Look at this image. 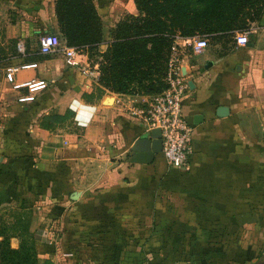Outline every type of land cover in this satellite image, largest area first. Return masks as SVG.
<instances>
[{"label":"crops","instance_id":"0c3cea01","mask_svg":"<svg viewBox=\"0 0 264 264\" xmlns=\"http://www.w3.org/2000/svg\"><path fill=\"white\" fill-rule=\"evenodd\" d=\"M93 1L108 18L102 3L113 0ZM57 29L53 0H0V223L11 220L6 211L29 212L38 264H60L53 260L60 254L90 259L91 247L106 241L112 245L97 260L132 264L116 243L137 239L182 243L168 263L196 259L195 241L226 247L196 264L255 255L248 264H264V12L247 29V44L224 54L213 42L181 60L182 116L192 128L186 170L170 167L161 152L148 164L129 162L135 141L150 137L136 113L147 97L99 95L61 52L40 53L41 38ZM181 39L175 43L185 51ZM16 64L30 66L8 82L4 70ZM35 81L45 86H22ZM6 231L18 248L19 231Z\"/></svg>","mask_w":264,"mask_h":264},{"label":"rangeland","instance_id":"374dc122","mask_svg":"<svg viewBox=\"0 0 264 264\" xmlns=\"http://www.w3.org/2000/svg\"><path fill=\"white\" fill-rule=\"evenodd\" d=\"M258 2V4L254 5V0H140L137 6L134 0H113L102 3V5L108 7L110 16L105 18L106 20L101 19V22L103 21L102 39L97 47L87 49L69 46L58 32V29L54 33L61 38L64 46L75 47L79 50L82 54V56L79 57L81 63H83L82 59L85 57L88 66L94 72L93 74L95 77L92 79L96 83L95 90L97 94H103L104 91L107 90L108 94H123L138 98L147 97V101H140L137 103L139 105L138 108L147 109L149 106L148 102L151 98L167 90L170 86L168 68L165 77L162 73L155 75L152 70L147 68V62L153 58L155 53L153 50V41L150 39L152 35L150 36L149 34L155 31V27L160 36L171 35L175 37V41L183 38L181 40L182 42L185 41V51L178 48L177 52L179 65H181V60L184 56H194L190 47L192 38H205L208 44L217 42L221 45L220 48H223L222 51L224 54L230 51L236 44V34L249 29L257 22L260 13L264 11V0H258ZM156 20H160L161 24H154ZM197 21H204L205 27L208 29L218 27L219 30L215 33L201 30L195 31V29H197ZM121 24H127L135 28L140 34L145 36L143 37L146 41L142 47L137 48L135 46V48L131 50H129L128 45H125L124 48L121 49L124 54L120 57L118 56L116 59L118 63L116 64L115 61L112 66L109 67V63L104 59L103 55L112 52V43H114L119 36L124 37L125 35L133 34L128 28L126 29L128 34L120 32L119 25ZM143 47L146 49L145 51L142 50ZM162 52L165 53V50H162ZM122 68H125L127 72L122 74L120 72ZM103 70L107 75L109 73L111 75L115 74L121 76L123 78L122 83L128 86L129 90L123 93L116 92L110 86L106 85V83L99 78L100 72L102 73ZM181 71L183 70L181 69ZM139 79H142V85H146L148 82L154 80L153 83L156 87L164 88L165 83L167 87L159 93L147 95L145 94L146 87L136 89V83ZM111 101L112 100L109 102ZM5 214H7L6 217L11 220H4L3 223H0V234L7 229L19 231L21 239L20 245L23 246L22 252L24 251L23 255L26 254L28 256L29 263L37 262L38 264L39 260L43 259L37 254V244L35 243L33 233L29 230V212L25 211L20 214V211L10 210L6 211ZM5 221H9L10 223ZM48 223L50 224V222ZM58 226L60 230H62V226ZM54 228L57 229L56 225ZM7 233L9 234L10 231H7ZM82 249V252H84L86 247H82ZM92 251L93 247H91L90 259L87 257H77L76 260H74L75 262H68L65 254H60L59 258H54L53 260L55 262L59 261L60 264H96L91 261V259H96L93 257L94 252ZM97 261L102 262L101 264H107L103 262V259ZM1 263L2 261H0V264Z\"/></svg>","mask_w":264,"mask_h":264},{"label":"trees","instance_id":"16d2710c","mask_svg":"<svg viewBox=\"0 0 264 264\" xmlns=\"http://www.w3.org/2000/svg\"><path fill=\"white\" fill-rule=\"evenodd\" d=\"M55 5V14L58 21V32L61 34L62 38L65 40L66 44L69 46H76V47H83L87 49H93L97 47V45L101 42L102 39V22L101 18L98 15L96 6L93 0H53ZM138 6L140 0H134ZM258 0H254V5L258 4ZM264 11H262L263 13ZM260 13V15L262 14ZM197 29L201 31H209V33H215L219 30L218 27L215 28H206L204 21H197ZM154 24L160 25V20L154 21ZM130 29L133 34L119 36L114 43H112L113 49L112 52L105 53L103 55L104 59L108 61L109 67L112 66L113 62L118 61L116 60L117 57L122 56L124 54L121 49L124 48L125 45L129 46V50L134 49L135 46L140 48L143 46L145 40V36L140 34L135 28L129 26L127 24L119 25L120 32H125L128 34L126 29ZM185 32V31H184ZM192 32V31H189ZM150 38L153 41V50L155 51L154 56L151 60L147 62V68L153 71V74L158 75L162 73L164 77L166 76V71L168 68L169 60H170V53L171 48L175 44V37L168 35H159L157 29L155 27V31L151 34L149 33ZM144 36V37H143ZM165 50V53L162 50ZM142 50H146L144 47ZM122 74L126 73L127 70L125 68L120 69ZM123 76V75H122ZM101 80H103L106 85L110 86L116 92L123 93L126 90H129L128 86L122 83L123 78L121 76H117L115 74H109L103 70L102 73L100 72ZM154 80L148 82L146 85H142V79L137 81V88L145 89V94H156L161 92L167 87L165 83V87L160 88L154 85ZM160 228H168L166 226H160ZM113 230V229H112ZM7 231H3L0 234V261L1 264H37V262H30L29 258L26 254L23 255L24 251L22 252V245L19 244V247L14 249L9 246L8 237L6 236ZM108 247H111L110 241H106ZM110 243V244H109ZM116 243V242H115ZM178 243L177 247L174 242L170 244L168 247L164 248L161 246L160 243L156 241H147V240H134V241H126L122 242L121 245L116 243L117 248L122 252L125 260L130 261L132 264H196V263H205V261H211V254L216 251L221 252L222 249L226 248L223 244L217 245L209 244L203 245V243H198L195 241H190V245L192 246L193 252L192 254L197 253L196 259L192 258L189 261H179L178 258L171 259V263H168V257L173 254L183 252L182 248L179 247ZM134 247L135 250L126 251L124 247ZM219 246V247H218ZM108 247L102 246V244L94 245L93 246V257L97 256L98 254L102 253L103 249H108ZM123 247V248H122ZM224 247V248H223ZM138 249V250H137ZM201 250V252H200ZM104 251V250H103ZM143 251V253H142ZM105 253V251H104ZM256 256V255H255ZM254 257L243 259L240 261V264H248V261L253 260ZM175 257V256H174ZM232 259V258H231ZM224 262L227 264L230 262V259H225ZM222 264V263H221Z\"/></svg>","mask_w":264,"mask_h":264},{"label":"built area","instance_id":"2783aa9c","mask_svg":"<svg viewBox=\"0 0 264 264\" xmlns=\"http://www.w3.org/2000/svg\"><path fill=\"white\" fill-rule=\"evenodd\" d=\"M236 45L248 43V31L239 32L235 36ZM208 46L205 38H192L190 43L194 54H200ZM178 46L175 43L171 48L168 73L170 86L167 90L157 94L148 102L147 109L138 108L139 114L149 126L150 130L159 128L161 130L162 151L166 163L173 168L186 170L189 167L190 144L192 128L182 116V102L188 84L183 78L179 58L177 57ZM20 53L24 52L22 44H17ZM39 51L42 54L61 52L63 61L66 65L79 69V71L89 78H94V72L90 69L87 62L81 63L79 59L82 54L75 47H66L62 44L61 38L53 33L46 34L40 40ZM30 65L16 64L7 66L4 70V77L8 82H13L15 73ZM22 86L29 92L36 91L44 87L42 81L27 82ZM29 98H22L21 101Z\"/></svg>","mask_w":264,"mask_h":264},{"label":"water","instance_id":"95a60500","mask_svg":"<svg viewBox=\"0 0 264 264\" xmlns=\"http://www.w3.org/2000/svg\"><path fill=\"white\" fill-rule=\"evenodd\" d=\"M197 118H195L196 120ZM129 162L148 164L153 161L156 154L162 151L161 130L153 128L149 138H141L131 146Z\"/></svg>","mask_w":264,"mask_h":264}]
</instances>
